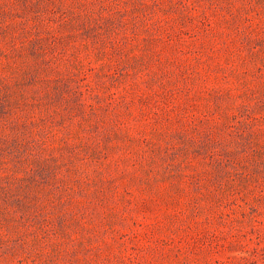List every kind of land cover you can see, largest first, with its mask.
Returning a JSON list of instances; mask_svg holds the SVG:
<instances>
[{
	"label": "rangeland",
	"instance_id": "374dc122",
	"mask_svg": "<svg viewBox=\"0 0 264 264\" xmlns=\"http://www.w3.org/2000/svg\"><path fill=\"white\" fill-rule=\"evenodd\" d=\"M0 264H264V0H0Z\"/></svg>",
	"mask_w": 264,
	"mask_h": 264
}]
</instances>
